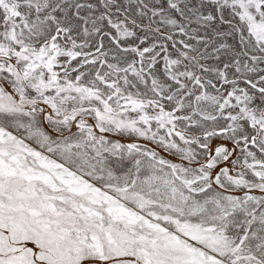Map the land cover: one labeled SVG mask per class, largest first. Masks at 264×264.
<instances>
[{"label": "snow or ice", "instance_id": "obj_1", "mask_svg": "<svg viewBox=\"0 0 264 264\" xmlns=\"http://www.w3.org/2000/svg\"><path fill=\"white\" fill-rule=\"evenodd\" d=\"M0 264H264V0H0Z\"/></svg>", "mask_w": 264, "mask_h": 264}]
</instances>
